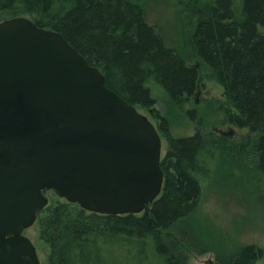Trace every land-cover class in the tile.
Here are the masks:
<instances>
[{
  "label": "trees",
  "instance_id": "1",
  "mask_svg": "<svg viewBox=\"0 0 264 264\" xmlns=\"http://www.w3.org/2000/svg\"><path fill=\"white\" fill-rule=\"evenodd\" d=\"M169 1L187 26L183 50L149 22L139 0H0V21L26 15L61 32L130 103L149 108L161 101L167 111L156 110L169 144L160 196L144 212L124 215L51 197L35 223L49 246V264H189L187 247L198 241L184 246L190 241L182 230L200 210L207 181L235 169L238 184L246 178L253 186L257 175L264 186V0ZM204 76L224 88V99L212 103L222 122L249 129L242 141L204 128L171 131L170 116L185 110ZM263 258L264 247L249 243L216 260L259 264Z\"/></svg>",
  "mask_w": 264,
  "mask_h": 264
},
{
  "label": "water",
  "instance_id": "2",
  "mask_svg": "<svg viewBox=\"0 0 264 264\" xmlns=\"http://www.w3.org/2000/svg\"><path fill=\"white\" fill-rule=\"evenodd\" d=\"M162 157L155 123L61 32L26 15L0 21V264H42L25 231L48 192L144 212L163 189Z\"/></svg>",
  "mask_w": 264,
  "mask_h": 264
},
{
  "label": "rangeland",
  "instance_id": "3",
  "mask_svg": "<svg viewBox=\"0 0 264 264\" xmlns=\"http://www.w3.org/2000/svg\"><path fill=\"white\" fill-rule=\"evenodd\" d=\"M139 1L146 8L149 22L161 29L170 45L182 50L187 47V33L182 31L187 26L173 3L169 0ZM195 62L194 59L192 63ZM198 91L199 94L193 95L185 103V110H176L170 116L169 124L173 134L191 135L198 128L219 135L222 131L233 130V133L226 137L233 141H242L249 133V129L222 122L223 115L218 113L216 106L212 104L224 99L223 86L204 76ZM138 107L156 126L159 123L156 110H160L162 114L167 113L166 106L161 101L153 107ZM188 110L194 111L195 118L187 112ZM168 145L167 138L163 136V156L167 153ZM224 173V170L218 171L207 181L200 210L185 223L187 226H184L185 229L182 231L190 242L178 238L184 240V246L193 243V239L198 241L199 247L194 246L195 249L187 247L189 264H205L208 261L222 264L216 260L219 256L225 257L244 244L257 243L264 247V186L260 184L262 182L255 175L256 178L251 179L253 186L247 183L246 178L238 184L235 181L239 175L238 170L231 169L227 171L226 176ZM47 194L50 198L58 197L54 192ZM26 234L36 245L42 264H49V246L41 239L39 226L34 224L26 230ZM209 244L212 245L208 246L210 247L208 249ZM204 247L208 250L201 249ZM259 264H264V258Z\"/></svg>",
  "mask_w": 264,
  "mask_h": 264
},
{
  "label": "flooded vegetation",
  "instance_id": "4",
  "mask_svg": "<svg viewBox=\"0 0 264 264\" xmlns=\"http://www.w3.org/2000/svg\"><path fill=\"white\" fill-rule=\"evenodd\" d=\"M198 90H199V89H198ZM198 90H197L196 94L199 92ZM198 94H199V93H198Z\"/></svg>",
  "mask_w": 264,
  "mask_h": 264
}]
</instances>
